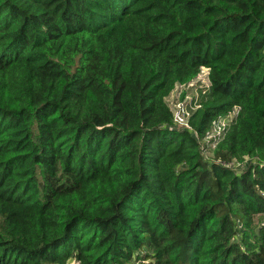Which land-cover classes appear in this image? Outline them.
<instances>
[{"label":"trees","instance_id":"trees-1","mask_svg":"<svg viewBox=\"0 0 264 264\" xmlns=\"http://www.w3.org/2000/svg\"><path fill=\"white\" fill-rule=\"evenodd\" d=\"M72 262L264 264V0H0V264Z\"/></svg>","mask_w":264,"mask_h":264},{"label":"built area","instance_id":"built-area-1","mask_svg":"<svg viewBox=\"0 0 264 264\" xmlns=\"http://www.w3.org/2000/svg\"><path fill=\"white\" fill-rule=\"evenodd\" d=\"M210 90V68L207 67H201L199 74L191 82L187 84H178L176 86L173 93L175 94V92H177V94L173 103L168 99V103L173 113V126L175 128L180 130H192L190 126L191 116L201 108V102L209 95ZM239 111L240 108H235V110L229 115L215 119L211 123L205 136L200 139V148L205 160L216 161V163H219L226 168L241 171L246 168L248 159L244 162H238L236 160H215L214 157L215 150L225 137L231 124L236 120ZM72 264L78 263L72 262Z\"/></svg>","mask_w":264,"mask_h":264},{"label":"rangeland","instance_id":"rangeland-1","mask_svg":"<svg viewBox=\"0 0 264 264\" xmlns=\"http://www.w3.org/2000/svg\"><path fill=\"white\" fill-rule=\"evenodd\" d=\"M176 94H177V92H175V94L173 93V94L171 95V97L168 98L169 101H171V103H173L174 99L176 98Z\"/></svg>","mask_w":264,"mask_h":264}]
</instances>
